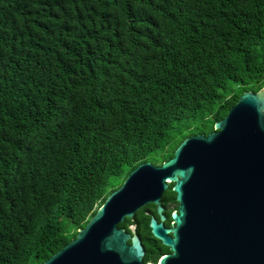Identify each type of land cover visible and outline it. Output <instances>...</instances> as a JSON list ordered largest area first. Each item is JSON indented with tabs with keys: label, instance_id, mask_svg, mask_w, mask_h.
Listing matches in <instances>:
<instances>
[{
	"label": "trees",
	"instance_id": "trees-1",
	"mask_svg": "<svg viewBox=\"0 0 264 264\" xmlns=\"http://www.w3.org/2000/svg\"><path fill=\"white\" fill-rule=\"evenodd\" d=\"M263 88L264 0H0V264L48 261ZM152 218L127 225L154 250Z\"/></svg>",
	"mask_w": 264,
	"mask_h": 264
},
{
	"label": "water",
	"instance_id": "water-1",
	"mask_svg": "<svg viewBox=\"0 0 264 264\" xmlns=\"http://www.w3.org/2000/svg\"><path fill=\"white\" fill-rule=\"evenodd\" d=\"M171 183L178 210L167 228L161 199ZM148 204L161 217L151 219L152 234L171 251L159 264H264V88L243 94L213 133L186 138L161 166L141 164L43 264H152L136 227H118Z\"/></svg>",
	"mask_w": 264,
	"mask_h": 264
},
{
	"label": "flooded vegetation",
	"instance_id": "flooded-vegetation-1",
	"mask_svg": "<svg viewBox=\"0 0 264 264\" xmlns=\"http://www.w3.org/2000/svg\"><path fill=\"white\" fill-rule=\"evenodd\" d=\"M157 166H161V165H157ZM174 185L175 184H173V183H171L170 185H169V188H168V190L164 193V195H163V197H162V199H161V203H162V207L164 208V212H163V214L165 215V217H166V221H165V226L167 227V228H171V226H172V224H173V220H172V222H168V220H167V214L169 213V211H172V214L175 212V211H177L178 210V202H177V195H176V193H175V196H176V202L177 203H173V202H171L170 203V206H165V199H167V192L170 190V188H172V190H173V187H174ZM150 205H154V204H148V205H146L144 208H142L140 211H138L136 214H135V216H134V218L133 219H130V218H126V220L122 223V224H120V225H124V226H126V227H124V228H120V229H124L126 232H127V229H129L130 230V232H128V233H130V234H133L132 233V230H131V227L132 226H135L136 227V225H134V224H128L127 225V223L129 222V220H134L135 219V217L138 215V214H141V212L142 211H144L146 214H149V215H151V216H153V218H155V219H157V221L160 223V221H161V217H160V215L158 214V211H157V206H155V208H153V207H151ZM171 214V215H172ZM119 227V226H118ZM136 231H137V227H136ZM137 233V232H136ZM154 237V236H153ZM153 241V243L156 245V248H154V250H151L150 248H146L145 247V250H146V254H145V257H144V262L145 263H149V262H146L145 261V259H146V256H147V254H148V250L151 252V256L153 257V256H155V255H157V253H159V252H163V255L160 257V258H162L163 256H165V255H169V254H171V251H170V249L168 248V247H166V246H164L163 245V243L160 241V240H158V239H156L155 237H154V240H152ZM148 249V250H147ZM152 264H159V261L157 262V263H154V262H151Z\"/></svg>",
	"mask_w": 264,
	"mask_h": 264
}]
</instances>
